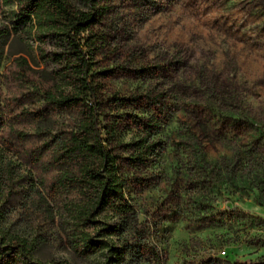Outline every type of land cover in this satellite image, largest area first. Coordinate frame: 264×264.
I'll list each match as a JSON object with an SVG mask.
<instances>
[{"label": "rangeland", "instance_id": "374dc122", "mask_svg": "<svg viewBox=\"0 0 264 264\" xmlns=\"http://www.w3.org/2000/svg\"><path fill=\"white\" fill-rule=\"evenodd\" d=\"M99 6L107 10L89 30L97 39L91 68L103 124H114L107 142L163 264L264 258V137L258 132L264 123V0H100ZM6 23L0 14V25ZM59 51L51 40L11 37L0 66L2 99L11 60L25 59L51 75L60 65L49 58ZM194 116L208 127L206 135L193 129ZM156 118L160 128L147 136L143 124ZM249 119L257 127L247 125ZM141 140L156 144L142 165L131 161L138 155L132 144ZM0 183L11 197L32 190L47 196L36 169L4 146ZM47 202L53 222L39 228L47 241L36 259L131 264L70 243L63 203ZM23 205L0 202V213L11 230L30 234L36 219Z\"/></svg>", "mask_w": 264, "mask_h": 264}, {"label": "trees", "instance_id": "16d2710c", "mask_svg": "<svg viewBox=\"0 0 264 264\" xmlns=\"http://www.w3.org/2000/svg\"><path fill=\"white\" fill-rule=\"evenodd\" d=\"M99 4L100 0H0V14L7 22L0 25V66L10 38L21 33L38 44L54 41L61 50L49 58L60 65L51 75L34 70L25 59L11 60L4 74L3 99L0 88V146L11 148L36 169L47 195L32 190V195L11 197L4 195L0 183L2 207L24 204L36 219L35 228L28 234L11 230L0 213V264H60L34 256L47 241L39 228L53 222L47 199L59 207L64 205L67 225L71 226L65 233L73 245L105 252L107 260L121 263L163 264L159 250L150 241L149 222L139 220L125 192L118 158L107 142L114 137V124H103L91 68L97 39L89 30L107 10ZM193 121L199 135L208 133V127L197 117ZM159 124L157 118L145 122L147 136L158 130ZM247 125L257 127L253 119L247 120ZM258 128L259 137H264V123ZM144 143L132 144L138 151L131 159L133 163L142 165L144 154L156 147ZM250 160L244 166L248 171ZM113 219L116 223L111 222ZM255 241L260 243V239ZM202 264H264V258L230 262L209 257Z\"/></svg>", "mask_w": 264, "mask_h": 264}]
</instances>
